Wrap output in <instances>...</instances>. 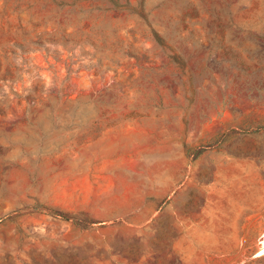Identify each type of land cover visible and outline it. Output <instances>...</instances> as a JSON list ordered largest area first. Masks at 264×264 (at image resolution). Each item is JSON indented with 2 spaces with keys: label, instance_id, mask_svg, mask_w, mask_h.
<instances>
[{
  "label": "rangeland",
  "instance_id": "374dc122",
  "mask_svg": "<svg viewBox=\"0 0 264 264\" xmlns=\"http://www.w3.org/2000/svg\"><path fill=\"white\" fill-rule=\"evenodd\" d=\"M0 264H264V0H0Z\"/></svg>",
  "mask_w": 264,
  "mask_h": 264
},
{
  "label": "trees",
  "instance_id": "16d2710c",
  "mask_svg": "<svg viewBox=\"0 0 264 264\" xmlns=\"http://www.w3.org/2000/svg\"><path fill=\"white\" fill-rule=\"evenodd\" d=\"M158 38L156 37V40H157Z\"/></svg>",
  "mask_w": 264,
  "mask_h": 264
}]
</instances>
